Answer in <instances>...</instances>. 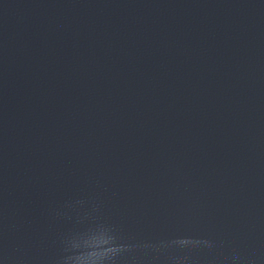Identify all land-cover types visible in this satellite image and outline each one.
Masks as SVG:
<instances>
[{
	"label": "water",
	"instance_id": "95a60500",
	"mask_svg": "<svg viewBox=\"0 0 264 264\" xmlns=\"http://www.w3.org/2000/svg\"><path fill=\"white\" fill-rule=\"evenodd\" d=\"M0 264H264V0H0Z\"/></svg>",
	"mask_w": 264,
	"mask_h": 264
}]
</instances>
